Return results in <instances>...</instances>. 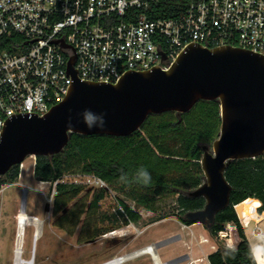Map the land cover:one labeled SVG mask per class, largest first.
Wrapping results in <instances>:
<instances>
[{"label": "built area", "instance_id": "built-area-1", "mask_svg": "<svg viewBox=\"0 0 264 264\" xmlns=\"http://www.w3.org/2000/svg\"><path fill=\"white\" fill-rule=\"evenodd\" d=\"M165 3L0 0V37L18 33L25 40L23 48L0 54V138L7 119L43 115L63 100L74 81L68 72L72 56L81 81L115 82L130 70L168 68L190 43L238 46L264 54V0H177L181 8H173L168 16L162 14L166 13L162 12ZM78 177H84L85 182L74 183L107 187L93 174ZM58 182L64 181L53 182V195ZM253 199L258 202L253 212L246 215L238 210L246 201L234 209L244 230L254 224L251 231L255 238L264 233V210L260 209L261 202ZM216 238L234 250L241 241L235 223L226 224ZM211 247L213 252L218 249L217 244ZM144 255L150 257L151 264H168L159 258L156 243L98 264H126ZM188 258L193 264H211L209 254Z\"/></svg>", "mask_w": 264, "mask_h": 264}, {"label": "water", "instance_id": "water-1", "mask_svg": "<svg viewBox=\"0 0 264 264\" xmlns=\"http://www.w3.org/2000/svg\"><path fill=\"white\" fill-rule=\"evenodd\" d=\"M74 59L68 60L74 81L62 101L43 115L7 119L0 138V176L29 156L60 153L72 133L128 136L151 114L181 115L200 100H218L219 135L211 146H202L204 182L188 192L203 197L205 205L182 216L210 227L230 204L226 168L234 160L264 155V54L238 46L190 43L168 68L130 70L115 82L81 81Z\"/></svg>", "mask_w": 264, "mask_h": 264}, {"label": "trees", "instance_id": "trees-1", "mask_svg": "<svg viewBox=\"0 0 264 264\" xmlns=\"http://www.w3.org/2000/svg\"><path fill=\"white\" fill-rule=\"evenodd\" d=\"M162 7V12H166L162 14L166 16L173 13V8H181L177 0H166ZM24 46L25 40L18 33L0 37V54L13 53ZM220 125L218 100H200L181 115L174 111L151 114L128 136L72 133L60 153L36 157L35 177L53 183L67 173L93 174L104 180L107 187L85 191L84 184L58 182L52 202L54 225L74 235L81 224L77 242L82 244L141 219L139 211L124 199L154 211L159 199L175 194H178L177 215L184 224L191 225L182 216L187 211L203 208L205 199L188 196V192L204 182L202 146L213 143ZM19 166L14 165L0 176V189L17 180ZM141 168L150 173L147 184L138 176ZM225 177L232 187L230 204L217 213L214 223L206 228L211 237H216L226 224L235 223L241 241L235 250L218 243L217 251L209 254V260L211 264H253L251 244L234 205L246 201L243 214L247 215L258 204L255 198L264 210V155L232 161ZM114 191L124 199L114 196ZM160 218L163 216L155 220Z\"/></svg>", "mask_w": 264, "mask_h": 264}, {"label": "rangeland", "instance_id": "rangeland-1", "mask_svg": "<svg viewBox=\"0 0 264 264\" xmlns=\"http://www.w3.org/2000/svg\"><path fill=\"white\" fill-rule=\"evenodd\" d=\"M212 145V144H211ZM210 145V146H211ZM37 156L27 157L19 166V176L14 183L5 184L0 189V264L14 263V242L19 213L24 210L28 216L41 222L40 235L35 238L32 224L25 226L24 250L22 259L33 264H98L113 256L125 254L138 249L159 238L165 240L172 236L173 242L158 249L162 261H168L180 254L188 253L192 258L203 257L213 252L212 244H217L216 237H211L206 225L191 224L190 228H182V221L177 215L176 199L178 194L158 200L155 210L137 207L130 199L113 192L114 196L124 199L132 208L139 211L141 219L115 233L101 235L92 241L78 243L77 236L81 228L78 226L74 235H69L54 225L52 216L53 183L38 180L34 175ZM64 182H85L78 174L67 173L60 179ZM85 191L97 187L90 183H82ZM241 207H238L240 210ZM160 218L159 220H155ZM252 223L244 230L250 244L256 240L252 234ZM264 228V223H261ZM188 255V256H189ZM148 255H144L126 264H151ZM30 264V263H24ZM177 264H193L185 259Z\"/></svg>", "mask_w": 264, "mask_h": 264}, {"label": "bare ground", "instance_id": "bare-ground-1", "mask_svg": "<svg viewBox=\"0 0 264 264\" xmlns=\"http://www.w3.org/2000/svg\"><path fill=\"white\" fill-rule=\"evenodd\" d=\"M23 167V164H22ZM241 209L239 210L241 213H243V204L240 205ZM17 230L15 235V242H14V263L13 264H22V254H23V248H24V232H25V226L27 224H32L35 228L34 236L37 238L40 235L41 231V222L35 218H32L28 216L26 213H24V210H22L18 215V221H17ZM115 233V232H111Z\"/></svg>", "mask_w": 264, "mask_h": 264}, {"label": "clouds", "instance_id": "clouds-1", "mask_svg": "<svg viewBox=\"0 0 264 264\" xmlns=\"http://www.w3.org/2000/svg\"><path fill=\"white\" fill-rule=\"evenodd\" d=\"M138 176L145 184L150 182V173L143 168L139 170ZM255 240L256 242L250 245L252 259L255 261V264H264V233L256 235Z\"/></svg>", "mask_w": 264, "mask_h": 264}, {"label": "crops", "instance_id": "crops-1", "mask_svg": "<svg viewBox=\"0 0 264 264\" xmlns=\"http://www.w3.org/2000/svg\"><path fill=\"white\" fill-rule=\"evenodd\" d=\"M33 167H34V164H33ZM193 225L194 224H197V223H192ZM182 225V228L183 229H185V228H190V226L191 225H186V224H184V223H182L181 224ZM169 238H172V236L171 237H169ZM168 239V238H167ZM166 240V239H165ZM161 241H163V240H161V238H159L156 242H150V243H148V244H152V243H156V247H157V253H158V249L160 248V247H162V246H165L166 244H168V243H170V242H173V240L172 241H170V242H168V243H166V244H163V245H161V246H157V244L159 243V242H161ZM145 245H147V244H145ZM189 254L188 253H184V254H180L178 257H175V258H172V259H170V260H168V264H177V263H179V262H182V261H184L185 259H188V256ZM158 256H159V254H158ZM160 258V257H159Z\"/></svg>", "mask_w": 264, "mask_h": 264}]
</instances>
